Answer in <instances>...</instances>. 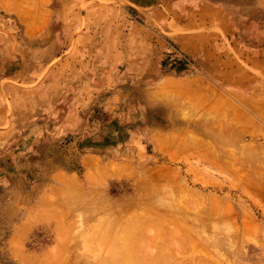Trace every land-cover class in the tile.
I'll list each match as a JSON object with an SVG mask.
<instances>
[{
    "label": "rangeland",
    "instance_id": "rangeland-1",
    "mask_svg": "<svg viewBox=\"0 0 264 264\" xmlns=\"http://www.w3.org/2000/svg\"><path fill=\"white\" fill-rule=\"evenodd\" d=\"M199 2L255 52L213 38L263 85L225 97L257 128L158 85L201 59L151 16ZM263 109L261 0H0V264H264Z\"/></svg>",
    "mask_w": 264,
    "mask_h": 264
},
{
    "label": "crops",
    "instance_id": "crops-1",
    "mask_svg": "<svg viewBox=\"0 0 264 264\" xmlns=\"http://www.w3.org/2000/svg\"><path fill=\"white\" fill-rule=\"evenodd\" d=\"M261 1L264 3V0ZM190 16H194V18H191ZM182 17H183L182 19H179L178 15H176L175 18L173 15L170 14L166 15L164 13V10L162 11L158 9L151 16V20L152 23H157V25H159L162 22V25L169 30L167 33H172L173 35L175 33L177 44L180 45V46L178 45V49L182 50L185 54H188L191 57H199V59H201L200 67L198 68L200 70V74H191L177 78L171 76H162L158 81V85L164 79L192 80L196 82V84L202 83L205 86H209L210 89L216 90L218 93L211 92V96H213V98H217L216 96L218 97L224 96L231 101L230 97L233 95L235 97L234 100L238 101L241 104V106L242 103L245 102V99H247L248 97H256L257 92H259V90L263 88V85L260 83V81H258L257 79L255 80L254 77L246 76L244 69L241 67L240 64H238L236 61L233 60V56L230 55L229 50H225L222 54H220L217 52L216 48L212 46L214 43L213 38L219 39L220 34H222L231 39L230 42L233 43L232 46L230 47L231 48L234 47L236 49L235 52L239 56L241 55L240 52H245L244 50H241V48L238 49L236 48L237 44L235 41H233L234 40L233 37L236 36V34L234 33L235 31L234 24L232 20L227 16V14L224 13V11L220 8V6L216 4H207V3L199 2L198 4H196L194 11L191 12L189 10L188 11L183 10ZM163 19L165 20L164 22ZM202 28H209L210 31L204 34L200 33L198 35H196L195 33L189 34L190 32L196 31V29H202ZM186 37H192V38L198 37V38L192 41H188ZM199 38L200 39L212 38V39H210L211 42L208 44L209 46L208 45L203 46L202 42L199 41ZM211 47L212 49L214 47L212 51H211ZM247 53L248 55L255 56V52L246 51L245 54ZM194 87L196 91L201 92L200 86H194ZM220 93H223V95H221ZM191 94H194V91H192ZM187 95L188 97H193V95L192 96H190V94ZM203 96L205 97L207 96L206 99L212 98L209 94L202 95L201 93V95L194 97L195 100L193 99L192 100L195 103L202 102ZM206 99L204 98V101ZM212 104H210L209 106L210 108ZM226 104L225 106L222 105L223 107L221 105H218L221 107V109L218 107L215 108H217V110L219 109L220 111H224L226 113L230 111L233 112L232 117L229 119V121L232 120L235 123V125L237 126V130H239L238 127H241L239 124H243L242 121L243 122L245 121L244 124L247 125L246 122L248 117L244 113L239 112V114H236L235 112L237 109L234 106H231L229 101ZM208 105L209 104H207V106ZM215 106H217V104H215ZM202 112L208 114L212 111H207V107H203ZM248 122L254 123L252 124V128H257L256 122H251L250 119ZM223 163L225 162H222V165Z\"/></svg>",
    "mask_w": 264,
    "mask_h": 264
},
{
    "label": "bare ground",
    "instance_id": "bare-ground-1",
    "mask_svg": "<svg viewBox=\"0 0 264 264\" xmlns=\"http://www.w3.org/2000/svg\"><path fill=\"white\" fill-rule=\"evenodd\" d=\"M9 1H10V0H9ZM11 1H12V0H11ZM21 1H22V0H21ZM33 2H34V1H33ZM7 3H8V2H7ZM8 4H9V3H8ZM17 6H18V5H17ZM17 6H14V7L17 8ZM5 8H6V6H5ZM11 8H13V7H11ZM20 13H21V11H20ZM24 13H27V12H24ZM24 18H25V17H24ZM26 18H27V17H26ZM26 20H27V19H26ZM28 20H29V19H28ZM34 22H35V21H34ZM163 87L165 88L166 85L163 86ZM177 90H179V92H181L182 89H181V88H177ZM191 92H192V91H191ZM189 94H190V93H189ZM178 95H179V94H178ZM216 95H217V94H216ZM176 96H177V95H176ZM177 97H178V96H177ZM203 97H204V96H203ZM206 97H207V96H206ZM208 97H209V96H208ZM211 97H212L211 99H206L205 101H204V99H203V100L201 99L202 102H200V103H203V102H204V104H207V103L209 102L208 108H209L210 104L213 103L214 105H213V104L211 105V108H212V109H210V110H213L214 112H216V110H217V109L215 110V107H218V108L221 109V107L218 106V105H221V106L223 105V106H225V104L228 102L224 96H221V97L216 96L217 98H213V96H211ZM200 98H202V97H200ZM198 99H199V98H198ZM201 100H200V101H201ZM210 102H211V103H210ZM251 103H253V104H251ZM258 103H259V102H258ZM215 104H217V106H215ZM250 105H252V107H254V108L257 107V106H256V100L253 101V102H250ZM259 105H260V104H259ZM223 106H222V107H223ZM228 106H229V105H228ZM226 107H227V104H226ZM254 108H253V109H254ZM262 108H263V107H262ZM255 109H256V108H255ZM257 110H258V109H257ZM257 110H256V111H257ZM263 110H264V109H263ZM217 111H219V109H218ZM236 111H237V110H236ZM258 113H260V111H258ZM261 113H262V112H261ZM215 114H216V113H215ZM263 117H264V116H263ZM249 119H250V118H249ZM249 119L247 118V122L249 121ZM250 121H251V122H255L254 120H250ZM244 122H245V121H244ZM247 122H246V123H247ZM248 123H249V122H248ZM248 123H247V124H248ZM252 124H254V123L248 124V126H249V125H252ZM245 126H246V125H245ZM250 127H252V126H250ZM260 133H261V132H260ZM258 135H259V134H258ZM156 139H157V138H156ZM159 139H160V138H159ZM159 139H158V140H159ZM162 140H163V139H161L160 142H162ZM160 142H159V143H160ZM163 142H164V143H163V144L161 143V144H162V145L165 144V147H164V148H166V145H167V143H165L166 140L163 141ZM171 142H172V141H171ZM172 143L174 144V146L177 145V144H175L176 141H175V142H172ZM170 144H171V143H170ZM162 145H161V147H162ZM157 146H158V145H157ZM168 146H169V145H168ZM168 146H167V147H168ZM170 146H171V145H170ZM174 146L172 145L171 147L173 148ZM171 147H169V148H171ZM169 148H168V149H169ZM172 148H171V149H172ZM175 148H177V146H176ZM175 148H173V149H175ZM162 149H163V148H162ZM215 153H216V152H215ZM228 156H229V155H228ZM232 158H233V157H232ZM233 159H234V158H233ZM230 164H231V163H230ZM231 165H232V164H231ZM232 168H233V167H232ZM118 169H119V168H118ZM233 172H235V171H233ZM241 175H242V174H241ZM251 185H252V184H251ZM259 188H260V187H259ZM184 191H185V190H184ZM187 193H188V192H187ZM187 193H186V194H187ZM152 224H153V223H152ZM173 235H174V234H173ZM133 239H134V238H133ZM94 242H95V241H94ZM124 258H125V257H124ZM126 259H127V257H126ZM124 262H125V261H124Z\"/></svg>",
    "mask_w": 264,
    "mask_h": 264
},
{
    "label": "trees",
    "instance_id": "trees-1",
    "mask_svg": "<svg viewBox=\"0 0 264 264\" xmlns=\"http://www.w3.org/2000/svg\"><path fill=\"white\" fill-rule=\"evenodd\" d=\"M176 68H177L176 71L177 73H184V72L187 73L186 71H188L185 63H179Z\"/></svg>",
    "mask_w": 264,
    "mask_h": 264
}]
</instances>
